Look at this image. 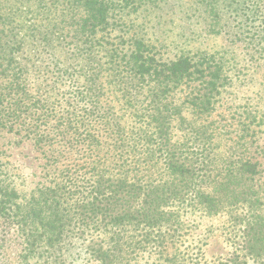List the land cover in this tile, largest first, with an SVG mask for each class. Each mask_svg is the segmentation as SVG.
Instances as JSON below:
<instances>
[{"label": "trees", "instance_id": "obj_1", "mask_svg": "<svg viewBox=\"0 0 264 264\" xmlns=\"http://www.w3.org/2000/svg\"><path fill=\"white\" fill-rule=\"evenodd\" d=\"M195 1L216 20L210 32L260 46L264 61V0ZM153 2L0 0V131L44 159L45 182L29 191L0 172V220L20 239L16 264L163 257L187 232L186 215L217 217L234 205L236 182L259 173L239 152L245 142L224 149L225 133L209 121L226 85L221 58L158 63L121 29V16ZM247 208L226 264L264 251V218Z\"/></svg>", "mask_w": 264, "mask_h": 264}, {"label": "rangeland", "instance_id": "obj_2", "mask_svg": "<svg viewBox=\"0 0 264 264\" xmlns=\"http://www.w3.org/2000/svg\"><path fill=\"white\" fill-rule=\"evenodd\" d=\"M224 14L226 11L220 10L221 23L228 19ZM120 20L124 24L121 29L128 30V36L141 38L158 63L198 52L221 58L226 85L209 121L225 133L224 149L245 142L239 152L252 156L259 172L247 173L236 182L233 195L237 196L230 201L234 205L217 217L186 215L187 232L174 250L163 257L151 250L131 253L125 264H167L170 259L176 264H226L239 238L241 220L250 212L247 206L251 203L264 218V61L259 55L263 49L210 32V24L216 20L195 0H154ZM117 34L110 35L112 42H117L113 40ZM182 96L177 90L174 102L179 104ZM199 123L208 124L205 118ZM20 138L0 131V172L14 188L29 191L45 182L44 159L30 141ZM20 253L15 228L0 220V264H16ZM245 264H264V251L261 258H246Z\"/></svg>", "mask_w": 264, "mask_h": 264}]
</instances>
